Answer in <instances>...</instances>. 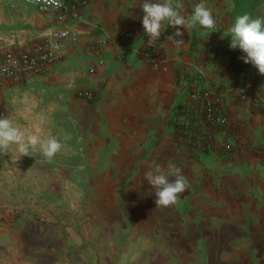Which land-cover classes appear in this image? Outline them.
I'll use <instances>...</instances> for the list:
<instances>
[{
    "label": "crops",
    "instance_id": "obj_1",
    "mask_svg": "<svg viewBox=\"0 0 264 264\" xmlns=\"http://www.w3.org/2000/svg\"><path fill=\"white\" fill-rule=\"evenodd\" d=\"M142 3L89 0L59 18L57 12L41 13L27 4L0 0V44L26 41L30 26L36 33L42 30L38 37L66 28L75 38L64 40L61 59L21 90L64 85V80L73 91L94 89L97 98L90 104L107 123V145L82 151L112 156L123 148L118 164L135 171L123 191H116L111 206L100 199L64 229L34 219L5 228L0 264H264V74L241 59L239 48L229 47L231 9L227 21L219 22V6L207 2L216 18L214 31L166 28L156 41L163 48V62L151 63L143 52L149 43ZM179 3L189 16L197 2ZM33 13L35 19L29 22ZM127 32L136 38H128ZM100 40L107 42L105 62L88 74L97 56L85 46ZM216 47L224 50L215 53ZM207 88L218 94L231 129L214 130L213 148L204 152L192 145L207 135L195 98ZM175 113V122L184 126L178 136L170 124ZM116 123L123 125L122 132L114 131ZM195 127L191 141L187 131ZM230 133L235 135L233 146L224 154ZM121 138L128 141L111 151L113 140ZM93 163L84 157L81 165L92 170ZM169 163L182 170L188 187L175 204L156 206L155 190L144 174L150 166L167 170Z\"/></svg>",
    "mask_w": 264,
    "mask_h": 264
},
{
    "label": "rangeland",
    "instance_id": "obj_2",
    "mask_svg": "<svg viewBox=\"0 0 264 264\" xmlns=\"http://www.w3.org/2000/svg\"><path fill=\"white\" fill-rule=\"evenodd\" d=\"M205 2L219 6V22L227 21L228 8L232 9L234 0ZM257 17H264V2L253 10L251 18ZM33 19L35 13L29 15V22ZM234 23L230 22V27ZM14 25L18 28L19 24ZM27 29L29 36L26 41L16 45L0 44V115H6L21 127L28 128L43 118L45 123L39 134L56 136L62 148L51 159L38 150L20 157L0 152V240H3L5 228L17 227L30 219L38 220L42 226L64 229L80 214L92 211L100 199H107L111 206L116 199V191L119 189L122 192L124 184L135 177L133 168L118 164L124 158L123 148L118 144L120 146L121 142L128 141L124 138L113 140L111 151L117 147L120 149L112 156L83 153L82 149L86 146L98 150L107 145L104 139L107 123L103 122L100 113L91 108L92 100L84 96V90L89 87L81 86L73 91L64 80V85L47 84L39 89L21 90L27 80L44 74L49 66L61 59L63 42L58 61L46 66L42 73L25 74L20 78L2 73L1 67L9 53L33 50L54 30L38 37L36 35L42 32L41 29L38 33L32 30V26ZM112 125L116 133L122 132L123 125ZM84 157H91L96 163H93L92 170L82 168ZM125 158L128 159L127 156ZM107 162H111L112 166H105Z\"/></svg>",
    "mask_w": 264,
    "mask_h": 264
},
{
    "label": "clouds",
    "instance_id": "obj_3",
    "mask_svg": "<svg viewBox=\"0 0 264 264\" xmlns=\"http://www.w3.org/2000/svg\"><path fill=\"white\" fill-rule=\"evenodd\" d=\"M141 8L142 25L149 44H154L169 27L183 26L188 31L193 28L214 31L216 27V18L205 0H198L189 16L182 13L179 0H143ZM228 33L231 35L229 47L239 48L243 53L241 59L264 74V17L251 18L248 14L237 16ZM175 34L180 36L181 28L177 27ZM44 123L45 120L40 118L31 128L21 127L6 115H0V152L20 157L38 150L51 159L61 150L62 144L56 136L39 134ZM144 175L155 190L156 206L175 204L188 187L182 170L172 163L168 164L167 170L159 165L150 166ZM170 177L174 179L170 180Z\"/></svg>",
    "mask_w": 264,
    "mask_h": 264
},
{
    "label": "built area",
    "instance_id": "obj_4",
    "mask_svg": "<svg viewBox=\"0 0 264 264\" xmlns=\"http://www.w3.org/2000/svg\"><path fill=\"white\" fill-rule=\"evenodd\" d=\"M9 3L20 2L33 6L38 12L48 13L57 12L59 18H62L69 11H76L81 7H85L89 0H6ZM128 38H136L133 32H127ZM66 39H75L74 34L66 28L54 29L47 38L40 44H36L34 49L22 50L17 54L9 53L6 61L1 67V71L6 76H15L20 78L25 74L42 73L46 66L58 61L62 42ZM106 40H100L95 43L86 44L85 49L96 54V61L88 66L87 73L95 74L97 66L104 64V56L106 54ZM210 48L213 46L210 45ZM144 55L148 61L160 66L163 62L164 54L160 43L147 44L143 48ZM223 47H216L215 53H221ZM84 96L89 100L96 98V92L92 88L84 90ZM195 98L200 102V114L203 119V127L207 132L206 139L196 141L192 145L193 150L207 152L213 148L214 142L211 134L217 128H230V119L225 108L219 104L218 94L211 88L201 91ZM228 141L222 147V153L227 154L232 146L235 135L230 133Z\"/></svg>",
    "mask_w": 264,
    "mask_h": 264
},
{
    "label": "trees",
    "instance_id": "obj_5",
    "mask_svg": "<svg viewBox=\"0 0 264 264\" xmlns=\"http://www.w3.org/2000/svg\"><path fill=\"white\" fill-rule=\"evenodd\" d=\"M261 2H264V0H234V4H233V7H232L231 12H230V22L234 23L237 16L244 15V14H248L250 17H252L253 10ZM201 91L202 90L199 91V94L201 93ZM195 92L196 91L191 90V93L194 94ZM181 106L182 105L180 103L177 104L175 106V110L178 111L181 108ZM175 117H176V113L174 114L173 118L170 120V124L175 131V135L178 136V135H181L183 133L184 126L176 123ZM197 130H198L197 127L188 129L187 132L190 134V140L191 141H193L195 139L194 132ZM202 136L205 137V139H206L207 135L204 136V134H202Z\"/></svg>",
    "mask_w": 264,
    "mask_h": 264
}]
</instances>
